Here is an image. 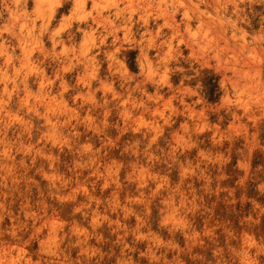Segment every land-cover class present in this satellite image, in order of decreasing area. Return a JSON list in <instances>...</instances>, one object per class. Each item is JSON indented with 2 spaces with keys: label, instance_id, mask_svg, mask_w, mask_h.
I'll return each instance as SVG.
<instances>
[{
  "label": "rangeland",
  "instance_id": "rangeland-1",
  "mask_svg": "<svg viewBox=\"0 0 264 264\" xmlns=\"http://www.w3.org/2000/svg\"><path fill=\"white\" fill-rule=\"evenodd\" d=\"M0 264H264V0H0Z\"/></svg>",
  "mask_w": 264,
  "mask_h": 264
}]
</instances>
